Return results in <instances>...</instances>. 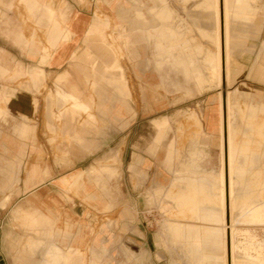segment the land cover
Masks as SVG:
<instances>
[{
    "label": "crops",
    "instance_id": "crops-1",
    "mask_svg": "<svg viewBox=\"0 0 264 264\" xmlns=\"http://www.w3.org/2000/svg\"><path fill=\"white\" fill-rule=\"evenodd\" d=\"M92 1L22 0L29 12H39L40 23L48 25V31L41 34L48 36L47 41L53 47L48 49L47 54L43 46L38 47L33 40H27L20 28L9 26L8 20L13 18L7 11L0 10L3 21L0 23V264H97L106 242L110 241L105 233L107 225L96 224L107 209L117 203L119 205L120 188L118 183H113L110 199L105 195L109 191L106 179L115 170L108 165H98L104 158L103 127L96 125L93 128L89 125L91 121L81 119L85 115H109L113 120L120 121L129 114L136 116L137 108L127 106L125 101L108 92V86L117 93L127 91L122 65L118 64L117 59L110 63L111 67L117 68L116 75L110 73L104 62L99 67L91 66L93 69L82 62L84 53L77 48L82 37L93 32V24L97 20L95 12L87 7ZM260 1L246 0L248 5H244L243 0H202L194 3L195 6H202V10L186 9L194 17V22H198L197 27L215 45L213 51L206 52L224 53L222 77L226 80L231 77L235 37L248 30L257 33L264 24V7L258 4ZM20 2L0 0V5L11 6ZM56 4L64 6L61 11L67 24L63 28H59L55 18L50 17L52 6ZM119 12L122 13L123 9ZM160 12L166 14L167 9L162 7ZM201 18L205 19L203 24ZM53 19L55 21H49ZM143 25V22L135 19L131 22L129 33L126 34L122 26L119 33L125 37V45L134 58L141 55L138 42L142 38L140 33L144 31ZM152 29L148 34L154 38L152 60L154 68L161 70L157 74L159 81L155 79L152 60L148 55H143L142 60L135 59L133 64L135 78L144 81L140 88L147 106L151 99L158 96L156 90L160 83L169 79V67L182 66L179 61L175 65L169 63L167 53L191 52L188 39H182L181 34L170 24L164 25L163 29L153 25ZM68 35L71 39L62 41ZM248 76H264V41ZM85 77L99 95L100 111L95 113H88ZM170 77L173 78V75ZM175 79V90H180L178 84L182 83V75L178 70ZM243 88L255 102L264 107L259 90L241 86ZM227 98L229 100V95ZM220 110L218 103L216 109L207 115L209 130L214 129L216 116L220 128ZM192 118L196 123L195 117ZM153 121L164 125L168 123V117L155 118ZM196 124L198 126V122ZM46 132L50 134L41 140V134ZM57 133L68 143L58 147L51 145L50 141ZM162 134L155 149L162 144ZM119 140L120 136L117 135L111 143L120 148ZM151 146L148 147L150 154H138L131 165L136 191H140L139 178H147V171L154 166L157 154L160 164L158 179L160 182L168 179L164 165L168 163L169 153L160 148L151 154ZM155 189V193L160 196L166 195L167 189ZM146 193L149 194L150 190ZM135 209H139L138 199ZM249 223L264 224L258 221ZM171 226L178 228L181 223L175 220ZM187 226L195 228L197 234L159 238L157 243L161 248L158 264H164V261L165 264H175L180 258L178 252L167 251L168 243L183 244L192 264H200V259L203 260L202 264H223L225 251L229 259V240L226 248L225 239L220 236H201L202 230L212 224L198 220L191 221ZM8 228L15 230L8 231ZM127 240L135 242L136 238L129 236ZM149 242V237H144L140 243L141 252H138L139 255L143 254L146 264H152ZM243 244L254 246V241ZM260 248L256 243L255 250L249 251L251 256L243 254L255 260L253 257L258 252L264 255L262 246Z\"/></svg>",
    "mask_w": 264,
    "mask_h": 264
},
{
    "label": "rangeland",
    "instance_id": "rangeland-1",
    "mask_svg": "<svg viewBox=\"0 0 264 264\" xmlns=\"http://www.w3.org/2000/svg\"><path fill=\"white\" fill-rule=\"evenodd\" d=\"M20 1L11 6L1 4L0 10L7 11L13 18L8 20L9 26L20 28L27 40H33L38 47L43 46V49H47L45 51L47 54L48 49L51 50L53 47L47 41L48 36L41 34L48 31V25L39 22V12L32 14L25 3ZM199 1L202 0H93L87 6L90 11L95 12L97 20L93 24V32L82 37V42L77 48L84 53L82 62L88 64L89 67H99L104 62L110 73L116 75L118 70L111 67L110 63L117 59L118 64L122 65L127 91L117 93L108 86V92L125 101L127 106L137 108L136 116L129 114L124 117L125 120L121 118L120 121L113 120L109 115H85L81 119V121H91L89 125L93 128L96 125L103 127L105 147L102 153L104 158L98 165H108L115 170L106 179L109 191L105 192V195L110 199L113 183H118L120 188L119 205L117 203L107 209L98 218V224H96L107 225L105 233L110 240L106 242L102 255L100 254L101 259L97 261V264H146L147 262L142 257L143 254L139 255L138 252H141L142 248L140 243L147 236L150 241L148 245L151 246L152 251L151 262L158 264L161 248L157 243L159 238H164L166 235L170 238V235L177 234L196 235L197 230L187 225L191 221L198 220L201 222L205 220L212 224L202 230L201 236L224 238L221 232L222 227H225V246L227 248V240H229V246L232 245V237L228 233L231 229V215H227L226 210L225 222L222 224L218 116L215 117L213 130H209L206 124L209 112L215 110L218 103L221 108L225 107L228 95L232 213L234 217L240 219L234 223L235 237L233 240L237 244L252 241L259 243L264 253V224L243 222V218H240L244 210L264 208V107L255 102L245 88L241 89V86H247L252 90H259L264 100V76L260 78L248 76L250 67L264 41V24L257 33L248 30L235 37V44L232 46L234 61L231 64L230 80L224 79L222 74L220 78L217 64L219 59L222 63L221 53L219 51L206 52L207 50L213 51L215 45L197 27L198 22H194V17L186 12V9L193 8L198 11L202 10V6H195ZM258 4L264 7V0ZM63 7L59 4L52 6L53 13L50 16L55 18L59 28L67 24L61 11ZM162 7L167 9L166 14L160 12ZM121 8L122 13L119 12ZM120 14H122L121 17ZM135 19L144 24V31L140 33L142 38L138 42L141 55L137 58L132 57L125 45V37L119 34L121 26L126 34L129 33L131 22ZM1 22L3 23L0 17ZM201 22L203 24L205 19L201 18ZM167 24L174 27L181 34L182 39H188L191 52L167 53L169 63L175 65L176 61H179L182 66L169 67V79H165L163 84L160 83L156 90L158 96L151 99L150 105L147 106L140 88L144 81L135 78L133 64L135 59L142 60L146 55L151 60L153 59L154 38L148 33L152 32L153 25L163 29ZM70 39L68 35L62 41ZM18 45L24 47L21 44ZM151 68L155 79L159 81L157 74L161 70L154 68L153 60ZM177 70L182 75V83L178 84L181 87L180 90H175ZM172 75L173 78L170 77ZM85 81L88 96L86 102L89 104L88 113L100 111L99 95L94 92L90 80L85 77ZM162 117H168L167 124L154 123L155 118ZM192 117H195L198 126ZM49 134V132L41 134V140ZM161 134L162 144L155 149ZM117 135L120 136V148L111 143L112 138ZM64 143L68 141H65L60 133H57L53 141H50L51 145L54 144L57 147ZM107 144L109 145L106 146ZM150 144H152L151 154H155L160 148L165 153H169L167 154L168 163L164 165L168 179L161 182L158 179L160 164L157 154L154 166L147 171V178L145 180L143 176L139 178L140 191H136L131 165L138 154L149 153ZM114 145H117V142H114ZM159 187L167 189L166 195L160 196L155 193V188ZM149 190L150 193L147 194ZM137 199L138 210L135 209ZM175 220L181 223L178 228L171 226ZM217 225H221V228L215 227ZM7 230L14 231L15 229L8 228ZM129 236L135 237V242L128 241ZM166 246L167 251L174 250L179 253L180 258L174 262L175 264H192L183 244L168 243ZM130 249L136 253H131ZM164 250L166 251L165 247ZM224 255L228 260L226 251ZM154 257L157 258L156 261ZM253 258L255 260L247 258L238 250L231 253L233 264H264V259ZM202 263L203 260L200 259V264Z\"/></svg>",
    "mask_w": 264,
    "mask_h": 264
},
{
    "label": "bare ground",
    "instance_id": "bare-ground-1",
    "mask_svg": "<svg viewBox=\"0 0 264 264\" xmlns=\"http://www.w3.org/2000/svg\"><path fill=\"white\" fill-rule=\"evenodd\" d=\"M243 4L244 5H248V3L246 2V0H243ZM219 34V33H218ZM218 41H219V35H218ZM222 55V63L219 59V63L218 65V70L220 73V78H221V74L223 75V70H224V53L219 51ZM228 106H229V100L228 98L226 99V103H225V107L223 106V108H221L220 110V153H221V161H220V180H221V186H222V198H221V205L223 208V219H222V224L225 222L224 220V215H225V210L227 215L230 214L231 215V229L228 231V233L231 234V252L232 254L238 250L240 252H244L248 255H250L249 251L251 250H255L256 248V243L254 242V246L251 244H237L234 242L233 237H235L234 235V223L239 221V218H236L233 216L232 213V197H231V193H232V189H231V180H232V174H231V154H230V134H229V113H228ZM226 208V209H225ZM234 212V211H233ZM242 215L240 218H243V222H264V208L263 209H248V210H244L242 212ZM225 225V224H224ZM223 225V226H224ZM227 226V225H226ZM222 235L225 239L226 235V229L225 227H222ZM228 236V234H227ZM243 243V242H242ZM257 246L259 249H261V244L257 243ZM228 248H229V264H231V260H230V246L228 244ZM263 254V253H262ZM251 256V255H250ZM255 258H259V259H264V255L262 256L260 252H258V255L254 256ZM228 260L225 257L224 260V264H228Z\"/></svg>",
    "mask_w": 264,
    "mask_h": 264
}]
</instances>
